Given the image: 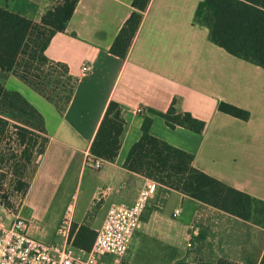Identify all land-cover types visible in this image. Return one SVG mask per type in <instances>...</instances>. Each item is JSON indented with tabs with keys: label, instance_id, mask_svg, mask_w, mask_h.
Instances as JSON below:
<instances>
[{
	"label": "crops",
	"instance_id": "0c3cea01",
	"mask_svg": "<svg viewBox=\"0 0 264 264\" xmlns=\"http://www.w3.org/2000/svg\"><path fill=\"white\" fill-rule=\"evenodd\" d=\"M53 1L0 0V5L39 20ZM199 1L150 0L125 57L109 47L132 0H78L64 31L52 36L46 55L65 62L78 82L63 112L53 106L58 116L46 129L34 178L21 197L18 212L32 236L54 240L67 216L72 226L97 230L110 203L134 202L150 179L124 166L141 135L142 112L152 118L151 133L191 152L195 167L264 200V67L209 38L208 27L194 17ZM112 99L127 124L116 158L93 168L86 157ZM219 100L247 109L249 117L220 111ZM172 103L203 119V130L171 127L150 110L164 112ZM37 180L42 193L45 186L54 193L53 204L28 202ZM263 252L262 225L158 184L118 264H258Z\"/></svg>",
	"mask_w": 264,
	"mask_h": 264
},
{
	"label": "trees",
	"instance_id": "16d2710c",
	"mask_svg": "<svg viewBox=\"0 0 264 264\" xmlns=\"http://www.w3.org/2000/svg\"><path fill=\"white\" fill-rule=\"evenodd\" d=\"M149 1L132 0L133 9L109 47L112 54L126 56ZM77 2L54 0L39 20L0 5V71L12 73L34 87L53 103L58 112H63L70 102L78 77L70 74L65 62L48 57L45 50L52 36L66 28ZM194 17L208 27L209 38L214 43L233 55L264 67V0H200ZM58 88L62 93L60 102L52 95ZM217 108L241 119H247L250 114L247 109L224 100L218 101ZM150 110L160 114L171 127L182 125L200 132L205 126L203 119L190 111L176 110L174 103L164 112ZM19 111H23L27 117H19ZM142 115L141 135L128 150L124 160L126 168L264 227L263 199L195 167L191 152L152 134L151 116L145 112ZM11 118L22 121L14 124L15 135L19 144L23 145L21 153L30 160L33 153L31 148L35 147L39 137L35 130L46 132L44 116L23 94L0 83L1 137ZM126 124L120 103L110 100L91 143V154L101 159L114 160ZM43 149L42 145L39 152ZM3 159L0 152V162ZM2 176L4 172H0V179ZM15 185L22 190L27 187L26 182L20 179L16 180ZM72 233L75 246L89 249L96 230L81 224L78 227L72 226ZM258 264H264V252Z\"/></svg>",
	"mask_w": 264,
	"mask_h": 264
},
{
	"label": "built area",
	"instance_id": "2783aa9c",
	"mask_svg": "<svg viewBox=\"0 0 264 264\" xmlns=\"http://www.w3.org/2000/svg\"><path fill=\"white\" fill-rule=\"evenodd\" d=\"M88 67L84 64L83 70ZM101 162L100 157H86V164L90 167L99 168ZM157 185V181L149 179L134 202L110 203L89 249L74 245L70 216L61 220L54 240L45 241L32 236L28 221L18 212L19 196L9 209L12 214L9 220H0V264H118V259L130 248L146 202ZM191 245L189 242L188 246ZM104 256H111V261Z\"/></svg>",
	"mask_w": 264,
	"mask_h": 264
},
{
	"label": "rangeland",
	"instance_id": "374dc122",
	"mask_svg": "<svg viewBox=\"0 0 264 264\" xmlns=\"http://www.w3.org/2000/svg\"><path fill=\"white\" fill-rule=\"evenodd\" d=\"M0 83L6 85L9 89L17 90L23 94V96L27 98L31 104H33V106L42 112L44 116L45 130L48 129V127L51 128L55 117L58 116V112L53 109L54 105L52 102L45 99L43 95L40 94L34 87L22 82L12 73L0 71ZM61 94L60 88H58L57 92H54L52 95L60 102ZM19 117H27V114H25L23 111H19ZM19 122L22 121H20L18 118H11L9 124L6 127L4 135L2 137L0 136V152H2L4 157V159L0 162V172H4V176H2L0 179V220L5 222L8 221L12 215L8 209H11L14 203L19 200V196L24 197L29 184L32 182L39 160V149L42 145L45 147L47 141L46 132L35 130L39 137H37L35 147L31 148L33 151L31 159L27 160L26 157H24L21 153L23 145L19 144V141L16 139L15 135L16 129L14 124ZM13 155L14 157H12ZM17 179L26 182L27 187L25 190L17 189L15 185ZM40 182L41 180H37L34 183L33 189L31 190L28 198V202L35 204L36 202L42 201L43 206L53 204L54 201H56L53 199L54 193L48 192L46 186L44 187V193H42L41 189L38 188L40 187ZM41 220L42 219L40 216H36L35 221L37 223L41 224Z\"/></svg>",
	"mask_w": 264,
	"mask_h": 264
}]
</instances>
